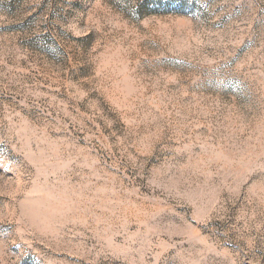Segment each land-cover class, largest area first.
I'll use <instances>...</instances> for the list:
<instances>
[{
  "label": "rangeland",
  "instance_id": "374dc122",
  "mask_svg": "<svg viewBox=\"0 0 264 264\" xmlns=\"http://www.w3.org/2000/svg\"><path fill=\"white\" fill-rule=\"evenodd\" d=\"M0 264H264V0H0Z\"/></svg>",
  "mask_w": 264,
  "mask_h": 264
}]
</instances>
